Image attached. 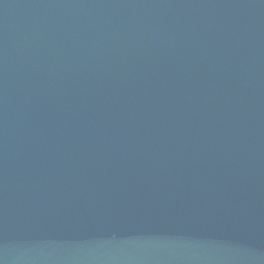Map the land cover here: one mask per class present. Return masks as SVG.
Returning a JSON list of instances; mask_svg holds the SVG:
<instances>
[{
    "label": "water",
    "instance_id": "obj_1",
    "mask_svg": "<svg viewBox=\"0 0 264 264\" xmlns=\"http://www.w3.org/2000/svg\"><path fill=\"white\" fill-rule=\"evenodd\" d=\"M0 264H264V0H0Z\"/></svg>",
    "mask_w": 264,
    "mask_h": 264
}]
</instances>
